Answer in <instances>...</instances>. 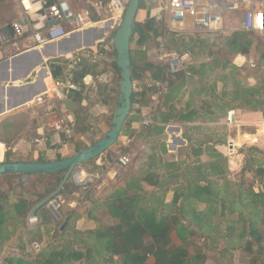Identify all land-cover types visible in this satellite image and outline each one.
Here are the masks:
<instances>
[{
    "label": "trees",
    "instance_id": "obj_1",
    "mask_svg": "<svg viewBox=\"0 0 264 264\" xmlns=\"http://www.w3.org/2000/svg\"><path fill=\"white\" fill-rule=\"evenodd\" d=\"M142 8L141 2L139 10ZM262 32L264 33V30ZM156 33L150 20L139 22L135 19L130 42L131 73L134 84L130 113L134 105L147 108L152 103L153 87L143 82L146 74L152 79H165L164 70L156 65L155 61L150 62L147 59L148 52L142 50L143 45L149 39H153ZM251 34L253 33L238 31L230 36H189L193 37L190 42L203 49V53L213 46L211 39L222 36V42L219 44L227 53L239 54L247 58L252 43L248 39ZM181 40L183 39L170 40V43L174 48ZM193 49V47H189L188 51L175 49L179 53H189L191 59L183 71L173 76H166L168 92L155 106L152 113L154 125H150L146 136L163 133V127L155 124H166L170 121L180 124L196 121L214 122L218 119L217 113L225 116L230 109L260 112L264 118L263 82H256L254 85L244 84L236 78L237 67L228 61L218 60L216 58L218 53L213 51L206 55V57L214 56L211 62H203L194 68L190 65ZM256 53L258 61L264 63V44L256 48ZM56 62L62 63L64 67L51 63L49 68L52 77L63 81L71 74V81L80 87L78 91L71 90L73 98L78 102L85 99L80 83L86 75H91L92 81L89 84L83 83L84 88L96 84V81L103 77L102 75L112 70L117 76L116 91H118L119 77L112 54L101 51L96 60L84 65L77 63L68 74L64 73L66 62ZM98 65H102L103 69L95 71ZM229 67L232 71L224 74ZM213 69H218L222 74L217 81L208 86V81H203V78ZM194 79H197L196 82H201V86L192 91L190 97L193 94L204 93L207 98L201 100L197 107L193 104V99L180 106L183 89ZM137 84L140 90L135 91ZM217 89H220L219 92ZM130 117L131 115L127 117L121 135L133 132L131 123L136 119ZM36 121L32 118L30 110L0 121V152L2 144L6 147L4 163L48 161L40 156L35 159L12 158L11 148L15 138L24 132L23 128L28 122L33 125ZM75 127L74 122L73 132ZM183 130L182 138L189 145L190 154H185L183 160L164 163L162 175L145 172L137 177L131 176L124 187L117 188L103 204H93L88 217L98 223L95 229L74 230L70 235L71 240L65 241L64 244L47 246L31 259L8 255L1 264H147L149 257L154 258V264H205L209 252L219 250L222 258L230 254L232 247L249 253L252 252L253 242L259 246L258 252H262L264 230L260 227V220L264 218V162L255 158L254 154L257 150L249 149V157L241 170V180L232 182L226 177L228 171L226 158L215 149L214 139L211 137L207 143L198 142L192 139L188 132L194 128L188 126ZM71 134H63V137L70 139ZM79 150L81 149L78 148L75 152ZM160 150L165 152L164 145L161 144ZM202 152L210 156V160L206 163L200 162L198 158ZM190 157L195 158L194 161H187ZM60 159L63 158L60 156L56 158V160ZM101 168L95 164L94 172ZM20 175L22 174L0 175V177L10 178ZM32 176L50 180V185L45 188L44 194L28 200L20 199L11 205L10 211L6 210V204L3 202L6 197L0 196V248L9 242L19 229H23L18 236L20 249L33 242L42 243L44 233L50 231L47 228L40 229L41 226L28 229L25 218L34 205L57 188L64 172ZM76 189L78 188L73 186L70 177L58 196L73 195ZM170 190L173 196L171 201L166 203L165 197ZM100 207H105L113 224H101L96 218L95 213ZM72 214L73 211L64 216L63 224L58 228L59 236L62 238L69 235L67 228L70 227L72 218L80 219V216L73 214L72 217ZM43 215L45 214H40L41 223L46 224ZM223 223H225L224 228H222ZM63 225L64 228L61 230ZM172 231L176 234L179 245L171 244L169 236ZM233 238L237 240L235 245ZM199 241L202 244L198 245ZM221 243L223 246L219 249ZM192 250L193 253L190 252ZM261 257L264 259V255Z\"/></svg>",
    "mask_w": 264,
    "mask_h": 264
},
{
    "label": "rangeland",
    "instance_id": "obj_2",
    "mask_svg": "<svg viewBox=\"0 0 264 264\" xmlns=\"http://www.w3.org/2000/svg\"><path fill=\"white\" fill-rule=\"evenodd\" d=\"M71 7L75 10H81L87 6L86 0H67ZM100 2L101 0H94ZM0 11L9 15L11 20L17 17V6L15 0H0ZM231 13H227L229 15ZM227 19L226 23V31L225 35L222 36H230L234 32L242 31L241 30V18L237 13H232ZM101 18V17H100ZM158 29H156L157 32ZM244 32V31H242ZM110 34V33H109ZM156 36L154 35L153 39H149L144 45L148 48L149 56L147 59L150 62H154V48L156 43ZM221 36V37H222ZM221 37L211 39V44L213 46L209 47L207 51L202 52L203 49L198 47V45H193L190 39L193 37L183 36L178 43V46H175L179 51H188L189 47H193L192 50V61L190 63L194 68L202 64L203 62L209 63L212 61L213 57H206L210 52H217L216 58L220 61H228L231 65L237 67L236 78L242 81L246 85H254L256 82L264 83V63L258 61V54L255 52L254 47H251L249 50L248 57H244L239 54H229L225 51L224 48L220 46L222 40ZM248 39L254 43L253 46H259L260 44H264V33H253ZM220 43V44H219ZM218 44V45H216ZM135 47H137L136 42H134ZM196 46V47H194ZM173 47V46H172ZM174 47V48H175ZM175 48V49H176ZM87 48H85L86 50ZM88 50V49H87ZM86 50V51H87ZM85 51V52H86ZM202 52V53H201ZM107 56V55H106ZM104 57V56H101ZM100 57V58H101ZM75 55H70L69 57H52L50 59H45L43 65H49L52 61H65L71 62L74 60ZM48 63V64H47ZM95 71H99L103 69L102 65L96 66ZM74 68V67H73ZM73 68L66 70L68 73ZM232 69L229 67L225 73H229ZM218 69H213L207 76L203 78V81H208V86L213 82L217 81L222 72ZM34 75V74H32ZM101 80L96 81V84H91L88 88L83 87V82L81 81L80 85L82 87L83 94L85 93V102H78L76 98H73V94L69 95V101L66 102L65 106L69 110V113L73 116L75 120V131L71 134V138L63 137V134L59 135L60 140L56 145H51L54 142V138L52 140V136L54 135L52 132L47 133L48 140L45 143H48L47 149L49 151V156L56 157L60 156V154H64L65 157L71 156L75 153L76 149H83L87 146H90L94 141L102 138L110 129L111 126V118L112 114L116 108V101L118 96V91H116V74L112 70H108L104 75H102ZM152 78L145 75V79L143 82L147 85L151 84ZM23 81V80H22ZM197 79L191 81L188 86L183 89V95L180 102V106L184 105L188 100L192 99L194 101L193 104L197 107L199 106L201 100L207 98L203 93L201 95L193 94L190 97V93L196 88L201 86V82H196ZM168 82V81H167ZM218 86H221L220 83H217ZM220 88V87H219ZM140 90L139 84H137L135 91ZM219 92L220 89H217ZM185 95V96H184ZM104 97V98H103ZM106 97V98H105ZM107 99L109 100L107 102ZM83 103V105H82ZM151 105V104H150ZM21 108H17L19 110ZM29 110V109H28ZM145 111L143 108H140L139 105H134L132 109V115L130 117H140L142 116V112ZM238 112L235 115L236 124L229 125L225 123V116L223 114H218V119L214 122H217V125H199L193 126L194 130H189V135L192 139L197 140L198 142L202 141L207 143V140L211 137L214 139L213 145H215V149L222 154L227 161V179L232 182H238L241 180V170L248 159V151L249 149L257 150V153L254 154L255 158L259 161L264 162V118L260 112H254L250 110L238 109ZM67 115V114H66ZM69 115V114H68ZM71 116V117H72ZM129 116V115H128ZM72 118H70L71 120ZM210 121H199V123H214ZM37 121L35 122V124ZM38 123H41L38 120ZM33 124V127L36 125ZM132 126V124H131ZM38 127V124H37ZM26 131L25 139L29 141L30 138L40 137V130H23ZM132 133L123 134L119 136L115 145H113L110 149L100 155L97 159L91 160L90 162L83 164L77 167L74 170V175L71 177V181L74 187H77L76 193L73 195H60L56 199L57 201L48 205V208H42L38 211L37 216L40 217V214L43 213L44 221L47 222L41 223V218L37 219V221L33 223H29L28 217L26 216L25 222L26 227L28 229H33L35 226H38L40 229L46 230L50 229L49 233L43 235L42 243H38L40 246V251L47 248V246H58L60 244H64L67 241H70V235L72 231H91L98 226V223L94 222L88 217L93 204H103V201H107L108 196L111 194L110 191H107V185H104L101 189H95V187H90V185L86 182L85 174L89 173L93 176L97 174L98 171L94 172L96 162H99L100 159L105 163H113L116 160L117 151H125L131 155V163L128 166L127 170H131L132 174L137 176L139 173H144L145 168H151L152 165L157 168L158 159H162L159 153L160 144H164L167 149V156L164 157V160H174V156H179L181 158H185V154H190V147L187 145L182 147V145H177L179 150L169 149V146L166 145L165 142H161L156 137L148 139L146 136V131L144 129L140 130H132ZM138 131L140 136L135 137L134 140L131 141L126 147L124 144L128 143L127 141L124 143V138H131L133 133ZM184 130H182V133ZM44 133V132H43ZM40 134V135H39ZM43 135V134H42ZM21 138H24L23 133H20L17 138H15L14 142H18ZM147 142L145 141L146 139ZM153 140V141H152ZM172 141V140H171ZM170 141V143H171ZM122 142L124 144H122ZM150 142V143H148ZM146 149H148L146 152ZM61 150V153H58ZM182 150V151H181ZM47 153V152H46ZM200 162L206 163L210 160V156L206 152H202L200 157H198ZM54 158L53 160H55ZM193 157L187 159L194 161ZM161 162V161H159ZM152 164V165H151ZM159 169V168H157ZM100 171V170H99ZM155 175H161L162 171L153 170ZM148 172V171H147ZM77 174V175H76ZM127 174V172H126ZM130 175V174H129ZM85 176V177H84ZM127 176L124 175V180H126ZM246 178H250L246 176ZM123 180V181H124ZM86 182V183H85ZM256 183V180L254 181ZM50 185V180L41 179L34 176H26L20 175L15 177H0V196L6 197L3 199V202L6 204V210L10 211L11 205L15 204L20 199H31L36 198L40 194H44L45 188H48ZM107 188V189H106ZM173 193L170 191L166 195V202L171 201ZM52 205H54L52 207ZM54 210H52V209ZM52 210V211H51ZM74 215L80 216V219L74 220L72 214V221L70 223V227L67 228V234L65 238L59 236L58 228L63 224V217L68 213L72 212ZM28 215V214H27ZM96 218H98L101 224H110L111 220L108 217L107 210L105 207H100L96 213ZM260 227L264 230V218L260 220ZM222 228L225 227V223L222 224ZM239 226V225H238ZM23 229L17 230L15 235L10 238L9 242L3 244L2 248H0V264L2 263L5 256H17L31 259L35 257L39 252H35L32 250L30 245H26L24 249L19 248V235L22 233ZM63 230V229H61ZM173 235V244L179 245V241L177 240L174 233ZM66 241V242H65ZM234 245L237 242L235 238H233ZM202 244L200 241L198 245ZM223 244H219V249ZM259 246L253 242L252 244V252L245 253L241 249H236L234 247L231 248V252L229 255L225 257H220L219 250L214 252H209V258L205 264H264V259L261 256L264 255V245L262 252H258ZM193 252V250H192Z\"/></svg>",
    "mask_w": 264,
    "mask_h": 264
},
{
    "label": "built area",
    "instance_id": "obj_3",
    "mask_svg": "<svg viewBox=\"0 0 264 264\" xmlns=\"http://www.w3.org/2000/svg\"><path fill=\"white\" fill-rule=\"evenodd\" d=\"M127 1L86 0L85 8L75 10L67 0H15L18 14L8 25L11 39L0 44V60H9L33 49H43L48 44L57 43L74 33L91 28L106 29L109 23L111 25L104 37L96 41L94 47L87 48V51L85 48L81 49L65 69L73 68L77 63L84 65L94 61L101 51L113 56L111 36L122 20ZM141 2L146 14L145 21L150 20L154 28L158 29L153 52L155 64L165 73V79H150V85L153 87L152 103L147 107L148 111L142 116L139 126L141 129H146L153 124L152 113L159 99L168 92L166 76H173L183 71L191 59L189 53L177 52L170 40L178 41L183 36L189 35H225L227 19L230 15H234L232 13L240 16L242 31L262 32L264 30V0H141ZM227 13L231 14L227 15ZM22 42L23 46H21ZM142 50L148 54L150 52L145 45ZM51 63L64 67L62 63L56 61ZM50 64L44 67L46 68L45 78H49L50 82L49 85L45 84L46 90L21 107L29 109L32 118L41 121L44 134L52 132L69 135L73 132V122L64 114L58 102L65 99L68 92L75 90L77 86L71 81V74L63 81L55 80L49 68ZM44 68L37 69L34 76L44 72ZM91 81V75H86L82 79L84 84H89ZM235 115V110H228L225 123L235 125ZM41 140L36 138L32 142L40 143ZM130 163L129 153L117 151L115 160L119 170L117 177L126 172ZM105 184L106 179L103 174L94 176L92 186L95 189L99 190ZM39 218L28 219V221L33 223ZM30 246L35 252L40 251L37 242L31 243Z\"/></svg>",
    "mask_w": 264,
    "mask_h": 264
},
{
    "label": "water",
    "instance_id": "obj_4",
    "mask_svg": "<svg viewBox=\"0 0 264 264\" xmlns=\"http://www.w3.org/2000/svg\"><path fill=\"white\" fill-rule=\"evenodd\" d=\"M140 4L141 0L127 1L122 20L111 36L114 51L113 59L118 72L119 85L116 108L112 114L109 131L90 146H87L75 152L71 156L60 160L46 162H0V175L22 174L26 176H32L35 174H52L64 172V176L57 188L31 208L27 216L28 219L38 218L37 213L40 209H47L48 205L57 201L56 199L59 193L63 189L68 178L74 175V170L77 167L99 157L117 142L123 125L131 110V98L134 90V84L131 73L130 42L133 25ZM110 25L111 23H109L106 29L103 30L91 28L83 32L74 33L68 38L57 43L46 45L43 49H41V52L37 49L23 52L20 55L5 61L3 65L4 72L2 78L5 81L13 83L18 79L20 80V77H22V79H26L30 72L33 73L37 67L44 63V58L50 59L56 56L64 57L66 55H76L81 49L94 47L96 41L102 39L107 33ZM6 29L10 31L9 26H7ZM33 54H35L37 57L33 56ZM19 59L24 61L23 66L21 67V70H18L17 73H12L14 70V62ZM45 69L46 68L43 69L44 72L42 71L43 76H39L40 72L37 73V78L33 82L26 83L22 86L8 87L7 89L25 86L33 90L22 100L9 105L8 107H5L2 103L0 106V111L5 112L19 108L27 104L29 101H32L36 95L44 92L46 90L45 83L43 81V78L45 77ZM0 87L5 93V88L2 85ZM75 90H79V87H76ZM180 141L183 143L182 140ZM63 228L64 225L61 227V229Z\"/></svg>",
    "mask_w": 264,
    "mask_h": 264
},
{
    "label": "crops",
    "instance_id": "obj_5",
    "mask_svg": "<svg viewBox=\"0 0 264 264\" xmlns=\"http://www.w3.org/2000/svg\"><path fill=\"white\" fill-rule=\"evenodd\" d=\"M17 6V5H16ZM17 14H18V8H17ZM145 11L144 9H140L137 14H136V20L139 21V22H144L145 21ZM231 16V15H230ZM229 16V17H230ZM11 18L9 17V15L5 14V13H2L0 11V44H2L3 42L5 41H8L11 39V32L9 30L6 29V27L9 25V23L11 22ZM252 33H257V32H252ZM260 33V32H258ZM23 42L21 43V46H23ZM254 43L252 42L251 43V47H254V50L256 52V48L257 47H260V46H263V44H260L259 46H253ZM250 47V49H251ZM41 52V49H38ZM20 55V54H19ZM33 56H36L35 54H33ZM66 56H70V55H66ZM66 56H64V58H66ZM37 57V56H36ZM12 59V58H11ZM46 58H44L45 60ZM8 59H3V60H0V86L2 85L4 88H5V93L4 91L1 89L0 87V106L1 104L3 103L5 107H8L9 105L11 104H14V103H17L19 102L20 100H22L24 97H26L30 92H32L33 89H30L28 87H16V88H9L7 89L8 87H11V86H22V85H25L26 83H29V82H33L37 76H34L32 75L37 69L40 70L44 67H46V65H43L41 64L39 67H37L35 69V71L32 73L30 72V74L27 76L26 79H22V77H20V80H16L14 83L13 82H9V81H5L2 76H3V65L5 63V61H7ZM23 63L24 61L22 60H17L14 62V70L12 71V73H17L18 70H21V67L23 66ZM73 63V62H72ZM69 64V62H67L65 64V67ZM37 70V71H38ZM68 70L67 68L64 69V73H66ZM37 75V74H36ZM39 76H43V73H39ZM23 80V81H22ZM43 81L45 84H48L49 85V78H43ZM78 87V86H77ZM9 90V91H7ZM79 90H80V87H79ZM7 91V92H6ZM78 91V90H77ZM68 96L59 101L58 102V105L60 106L61 110L64 112V114H67V116L69 118H72L71 121L74 123L75 120L73 118V116L71 115V113H69V110L66 108L65 106V103L66 102H70L69 101V95L73 94L71 91L68 92ZM185 96V95H184ZM81 102H85V100H82ZM182 103V102H181ZM83 105V103H82ZM145 111L142 112V116L146 114V112L148 111L147 108H143ZM28 112V109L26 107H21V109L17 110L14 109V110H11V111H5V112H1L0 111V121L8 118V117H12V116H15L17 114H21V113H27ZM238 111L235 110V114L237 113ZM69 114V115H68ZM72 116V117H71ZM142 116H138V117H135L136 120H133L132 121V126H131V129L132 130H140L141 128L139 127L140 126V120L142 118ZM37 124H38V127H37ZM205 124H208V125H217L218 123L217 122H214V123H199V121H196V122H192V123H176V122H173V121H170L169 123H166V124H155V126H160V127H163V133L160 134V135H151V136H147L148 139L150 138H154L156 137L158 140H160L161 142H165L166 141V145L169 146V149H172V150H176V152L179 150V148H177V145H182V147H185L186 146V140H184L182 138V130L185 128V127H193V126H199V125H205ZM154 125V124H153ZM152 126V125H151ZM147 127L146 129L144 130H149V128L151 127ZM23 130H40V137H33V138H30L29 141H27L25 139V134H26V131L22 132L23 133V136L24 138H21L18 142H14V144L12 145V148H11V152H12V158H19V157H22V158H26V159H35L37 158L38 156L40 157H43L44 159H47L48 161H52L54 158H57L58 156L56 157H52V156H49V151L47 149V144L48 143H45V141L47 142L48 140V135L44 134L43 133V126L41 125V123H36V127H33L31 122H28V124L23 128ZM146 131V132H147ZM43 134V135H42ZM54 135L51 137L52 140L53 138L55 139L54 142L51 144V145H56V143H59V140H60V135L59 134H55L53 133ZM140 136V133H138V131H135L133 133V135L131 136V138H124V143L127 141L128 143H123L125 146L123 147H126L129 143V140H134L135 137H138ZM27 138V137H26ZM36 138H41V142L40 143H33L32 141ZM146 139V138H144ZM146 139L145 141L147 142ZM183 141V143L180 141V140ZM154 140H156L154 138ZM172 140V141H171ZM153 141V140H152ZM171 141V143H170ZM150 143V142H148ZM164 145V144H163ZM185 145V146H184ZM161 146V144H160ZM159 146V147H160ZM2 151L0 152V162H3L4 160V153L6 151V147L4 144H2ZM165 148V146H164ZM148 149H146V152ZM182 151V150H181ZM47 152V153H46ZM58 153H61V150L58 152ZM159 153L161 155V158L162 159H158V162H157V169L156 167H154V165H152L151 168H145L144 171L147 169L148 172L150 173H154L155 172L153 171L154 169L155 170H158V171H162L161 173L164 174V163L166 162H173L174 160H183L184 158H181L182 156L179 155V156H174L173 159L174 160H164V157L167 156V149L165 148V152H162L160 149H159ZM181 156V157H180ZM185 156V155H184ZM60 157L61 158H66L64 156V154H60ZM56 160V159H55ZM161 161V162H159ZM96 164L99 166V167H102L101 169H99L100 171L97 172V174H103V176L105 177L106 179V184L105 185H109L106 189L107 191H110V193L112 194L117 188L119 187H124L125 183L128 181V179L131 177V176H135L132 174V171L129 169L127 170L126 169V172L120 176V177H117V174H118V168L117 166L115 165V162L113 163H105L103 162L101 159L99 162H96ZM145 171V172H147ZM144 172V173H145ZM97 174H95L94 176H96ZM130 174V175H129ZM142 173H139L137 174V176L141 175ZM161 174V175H162ZM77 175V174H76ZM124 175L127 176L126 180H124ZM86 176V177H85ZM85 179H86V182H88V184L90 185V187H92V180L94 178V176L92 174H85ZM135 176V177H137ZM164 179H166V177H164ZM124 180V181H123ZM104 188V187H103ZM102 188V189H103ZM171 191V190H170ZM168 191L167 194L170 192ZM172 192V191H171ZM173 193V192H172ZM110 194V195H111ZM166 194V195H167ZM109 195V196H110ZM108 196V197H109ZM173 196V194L171 195V197ZM166 199V198H165ZM105 202V199L103 201V203ZM166 202V200H165ZM170 202V201H169ZM169 202H166V203H169ZM112 219H111V223L110 224H113L112 223ZM171 233H174V231H172ZM170 233V241H171V244H173V239H172V236L173 234ZM175 234V233H174ZM176 236V234H175ZM177 238V237H176ZM178 240V239H177ZM180 244V242H179ZM191 253H193L192 251H190ZM208 258H209V255H208ZM154 258L153 257H149L146 261L147 264H154Z\"/></svg>",
    "mask_w": 264,
    "mask_h": 264
},
{
    "label": "bare ground",
    "instance_id": "obj_6",
    "mask_svg": "<svg viewBox=\"0 0 264 264\" xmlns=\"http://www.w3.org/2000/svg\"><path fill=\"white\" fill-rule=\"evenodd\" d=\"M53 206H54V205H52V207H53ZM51 209H52V208H51ZM52 210H53V209H52ZM52 210H51V211H52ZM53 211H54V210H53Z\"/></svg>",
    "mask_w": 264,
    "mask_h": 264
}]
</instances>
